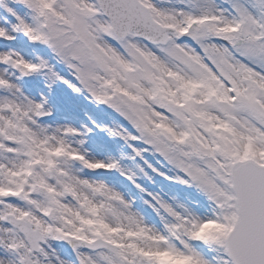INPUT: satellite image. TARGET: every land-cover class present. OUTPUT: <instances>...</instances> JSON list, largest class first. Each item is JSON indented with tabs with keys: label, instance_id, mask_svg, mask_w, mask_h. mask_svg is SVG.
<instances>
[{
	"label": "snow or ice",
	"instance_id": "1",
	"mask_svg": "<svg viewBox=\"0 0 264 264\" xmlns=\"http://www.w3.org/2000/svg\"><path fill=\"white\" fill-rule=\"evenodd\" d=\"M0 264H264V0H0Z\"/></svg>",
	"mask_w": 264,
	"mask_h": 264
},
{
	"label": "rangeland",
	"instance_id": "2",
	"mask_svg": "<svg viewBox=\"0 0 264 264\" xmlns=\"http://www.w3.org/2000/svg\"><path fill=\"white\" fill-rule=\"evenodd\" d=\"M95 112V110H93ZM125 151H127V149H125ZM150 158V157H149ZM124 164H126L128 167H132L131 162L129 161H123ZM116 179H122L119 177H116ZM125 184H127V182H124ZM118 187H120V185H117ZM149 188L152 189H160L162 187H167L166 186V182L161 178V177H156L155 178V182L151 185H148Z\"/></svg>",
	"mask_w": 264,
	"mask_h": 264
}]
</instances>
